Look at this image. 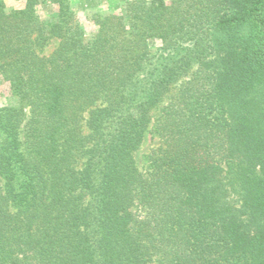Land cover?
Returning <instances> with one entry per match:
<instances>
[{"label": "trees", "instance_id": "1", "mask_svg": "<svg viewBox=\"0 0 264 264\" xmlns=\"http://www.w3.org/2000/svg\"><path fill=\"white\" fill-rule=\"evenodd\" d=\"M92 22L0 0V264H264V0Z\"/></svg>", "mask_w": 264, "mask_h": 264}, {"label": "rangeland", "instance_id": "2", "mask_svg": "<svg viewBox=\"0 0 264 264\" xmlns=\"http://www.w3.org/2000/svg\"><path fill=\"white\" fill-rule=\"evenodd\" d=\"M8 9H17L23 7L25 0H4ZM131 0H69L72 10L76 13L77 18L82 23L85 33L91 36L97 30L96 25L92 22V16L95 13H121L126 2ZM169 1V0H167ZM58 11L57 5L47 1L38 6V13L42 18H49L55 15ZM161 42L156 41L153 45V50L160 47ZM53 47L50 48L52 50ZM13 92L9 88V84L0 77V106H5L15 102ZM159 145V140L153 137L152 134H146L145 141L141 150L137 153V162L140 168H144V156L150 152L151 149Z\"/></svg>", "mask_w": 264, "mask_h": 264}]
</instances>
